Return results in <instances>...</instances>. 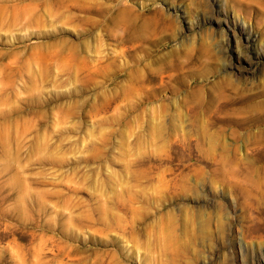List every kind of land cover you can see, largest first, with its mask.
<instances>
[{
	"label": "rangeland",
	"instance_id": "374dc122",
	"mask_svg": "<svg viewBox=\"0 0 264 264\" xmlns=\"http://www.w3.org/2000/svg\"><path fill=\"white\" fill-rule=\"evenodd\" d=\"M0 264H264V0H0Z\"/></svg>",
	"mask_w": 264,
	"mask_h": 264
}]
</instances>
